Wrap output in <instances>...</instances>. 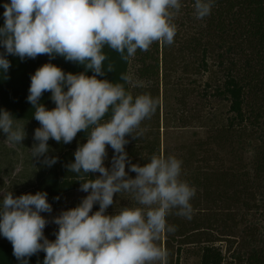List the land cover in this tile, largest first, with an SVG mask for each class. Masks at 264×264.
Instances as JSON below:
<instances>
[{
    "label": "clouds",
    "instance_id": "obj_1",
    "mask_svg": "<svg viewBox=\"0 0 264 264\" xmlns=\"http://www.w3.org/2000/svg\"><path fill=\"white\" fill-rule=\"evenodd\" d=\"M214 4L194 0V17H208ZM3 7L0 71L7 73L11 66L6 55L21 60L61 56L85 68L73 74L43 64L31 75L27 101L40 124L31 155L42 165L51 167L59 159L48 155L50 139L70 144L78 133L86 134L74 162L65 167L76 174L79 191L88 195L53 218L58 231L50 241L44 235L49 221L41 215L52 212L47 192L18 197L8 192L0 202V235L12 244L20 264H28L27 258L41 251L43 264H168L169 252L160 241L177 229L167 217L174 212L190 220L196 188L181 178L182 161L174 155L153 154L146 163L131 162L127 137L138 140L144 135L142 122L152 118L159 102L150 94L134 97L126 90L125 83L131 81L126 73L120 74L124 83L98 77L115 71L112 63L105 67V47L127 62L153 43L172 45L181 0H10ZM45 92L55 104L51 110L39 102ZM16 120L8 110H0V131L7 142L22 144L25 126ZM109 146L114 152L110 168L105 166ZM95 173L99 175L91 178ZM122 193L130 194L133 206L107 214L118 202L114 196Z\"/></svg>",
    "mask_w": 264,
    "mask_h": 264
},
{
    "label": "trees",
    "instance_id": "obj_2",
    "mask_svg": "<svg viewBox=\"0 0 264 264\" xmlns=\"http://www.w3.org/2000/svg\"><path fill=\"white\" fill-rule=\"evenodd\" d=\"M5 3L10 0H0V27L4 25ZM181 4L174 20L178 29L174 43L161 46L163 50L170 48L164 54L171 56L176 46L178 54L198 55L200 70L207 73L202 99L210 104L211 99H225L228 108L223 116L204 106L200 119L205 135L184 147L173 148L179 152L174 156L182 161L181 178L195 186L196 195L191 200L190 220L174 212L167 217L168 223L177 229L165 235L168 264H177L182 247L191 244L201 246L200 264H227L225 252L230 255V264H264V224L239 227L252 210L264 213V78H260L264 72V0H215L211 14L202 20L194 17V0H181ZM4 51L0 45V53ZM104 52L108 57L105 67L112 63L115 71L98 78L124 83L120 74H128L132 58L125 62L108 47ZM136 55L142 65L140 77L159 74L160 60L150 51L137 50ZM6 58L11 66L7 73L0 71V110H8L14 118L37 125L40 124L33 116V106L27 101L31 75L36 69L53 63L66 73L85 71L83 65L61 56L50 59L48 55H40L21 60L6 55ZM210 61L216 67L213 71ZM87 74L93 73L89 70ZM124 86L132 93L129 83ZM39 102L49 110L55 107L50 92H45ZM128 139L130 146L125 150L137 153L132 143L138 140ZM83 143H86L84 132L78 133L70 144L50 139L48 155L57 156L58 162L47 167L36 160L34 189L47 192L49 203L80 188L76 174L68 172L65 165L74 162V152ZM243 151L250 152V159L243 156ZM165 155L173 154L165 151ZM89 175L95 178L94 174ZM57 231L58 225L50 241L55 240ZM222 242L228 247L223 249ZM233 244L236 246L232 251ZM44 256L43 251L34 254L27 258L28 264H43ZM0 264H20L13 255L12 244L0 241Z\"/></svg>",
    "mask_w": 264,
    "mask_h": 264
},
{
    "label": "rangeland",
    "instance_id": "obj_3",
    "mask_svg": "<svg viewBox=\"0 0 264 264\" xmlns=\"http://www.w3.org/2000/svg\"><path fill=\"white\" fill-rule=\"evenodd\" d=\"M153 43L148 50L154 58L160 60L159 74L152 77H140L139 71L142 67L138 56L132 57L128 66V75L131 78L129 86L134 97L140 94H150L158 100V106L155 114L150 120L142 122L141 127L145 129L144 135L138 141L132 143L137 153L127 151L132 163H146L153 154H163L165 151L173 155L179 152L174 151V147L186 146L192 141L203 137L205 130L202 127L200 115L202 109L213 110L217 114L226 115L228 102L225 99H211L212 102L205 103L202 99L203 82L206 80L207 73L200 70V57L188 53H177V47L172 48L173 54L165 55L163 47L158 43ZM167 57L166 61L164 60ZM211 70H215L214 63L210 61ZM264 71V70H262ZM264 78V72L261 77ZM17 119V118H16ZM16 123L25 126L26 138L22 144H11L7 142L6 136L0 131V202L3 196L12 192L14 197L22 194H35L36 160L31 155V147L34 143V131L40 125L26 119H17ZM129 138V137H127ZM127 146H130L128 143ZM108 156L105 160V166L111 167V159L114 155L109 146ZM243 156L250 159V152H244ZM127 171V166H126ZM99 173H95L96 178ZM135 173L129 172V176L135 177ZM88 193L79 191V189L63 193L59 200L52 205L51 213H41L49 223L44 229V235L48 239L52 236L56 224L52 222L53 218L62 211L72 207L77 201L82 200ZM117 204L107 209V214H115L121 206H133L134 202L130 194L122 193L114 196ZM99 209V205H94L93 212ZM259 227L264 224V213L252 210L242 221L241 227L245 226ZM262 233V231H260ZM239 240V239H237ZM0 241L11 244L5 237L0 235ZM165 236L160 241L161 246L165 248ZM223 249L229 244L220 243ZM236 245H232V251ZM199 244L185 245L182 247L177 264H200ZM174 252V251H173ZM226 262L230 264V255L225 252ZM176 259V255L173 257Z\"/></svg>",
    "mask_w": 264,
    "mask_h": 264
}]
</instances>
